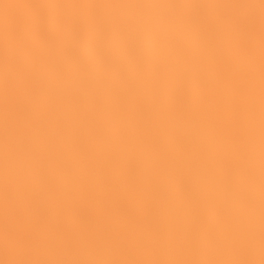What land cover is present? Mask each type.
<instances>
[{"label": "snow or ice", "instance_id": "6c2138e0", "mask_svg": "<svg viewBox=\"0 0 264 264\" xmlns=\"http://www.w3.org/2000/svg\"><path fill=\"white\" fill-rule=\"evenodd\" d=\"M0 264H264V0H0Z\"/></svg>", "mask_w": 264, "mask_h": 264}]
</instances>
